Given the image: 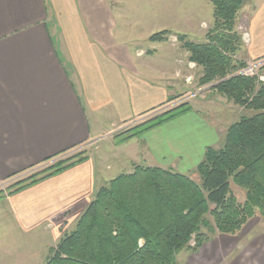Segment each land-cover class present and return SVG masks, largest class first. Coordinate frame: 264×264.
<instances>
[{"label": "crops", "instance_id": "obj_1", "mask_svg": "<svg viewBox=\"0 0 264 264\" xmlns=\"http://www.w3.org/2000/svg\"><path fill=\"white\" fill-rule=\"evenodd\" d=\"M184 3L0 0V183L70 149L96 145L85 162L10 196L0 194V217H11L35 243L49 249L72 230L99 188L113 179L104 166L109 153L139 142L117 145L109 135L186 98L189 105L233 111L211 86H199L201 68L174 36L205 42L213 24L210 0H200L197 12ZM190 13H198L194 22ZM162 30L173 35L148 40ZM235 30L242 42L236 60L264 57V0L246 1ZM238 118L217 128L212 145L202 144L192 171L206 147H218L219 129ZM156 129L145 149L163 156L170 149L165 139H154ZM238 241L217 235L185 264H220L231 253L228 264H264V237L247 240L236 254Z\"/></svg>", "mask_w": 264, "mask_h": 264}, {"label": "trees", "instance_id": "obj_2", "mask_svg": "<svg viewBox=\"0 0 264 264\" xmlns=\"http://www.w3.org/2000/svg\"><path fill=\"white\" fill-rule=\"evenodd\" d=\"M246 1L210 0L213 24L203 43L174 35L202 69L199 86H211L245 112L227 127L218 147L205 148L193 171L197 179L134 166L99 188L73 229L49 248L45 264H179V254H195L217 235H237L255 217L264 223V83L237 74L245 63L235 59L242 46L235 24ZM172 35L162 30L148 40ZM191 110L187 102L178 104L112 138L126 143ZM74 149L32 167L37 171L11 184L7 196L88 159L86 149Z\"/></svg>", "mask_w": 264, "mask_h": 264}, {"label": "rangeland", "instance_id": "obj_3", "mask_svg": "<svg viewBox=\"0 0 264 264\" xmlns=\"http://www.w3.org/2000/svg\"><path fill=\"white\" fill-rule=\"evenodd\" d=\"M199 2L200 0H185L184 5L187 7V11L197 12L199 10ZM197 14L198 13L189 14L191 21L194 22L196 20ZM204 15L205 14H203V16ZM177 32L180 33L182 31ZM201 73L202 69L199 78ZM261 74L264 75V68L262 69ZM194 78L198 79V76L195 75ZM256 79L260 81L258 78ZM260 82L264 83V80ZM184 102L188 103L187 98L182 100L179 104ZM227 104H232L233 111H223L221 110L222 108L215 110L214 108H210L209 105H205L203 107L197 105L196 103H190L193 110L192 113L189 112L184 114L163 124L162 128H160V126L154 130L155 132H153V135H157L154 139L159 141L160 138H163L169 146L168 148L170 150L165 151L163 156L152 154L145 149L146 142L151 135L150 132H144L140 135L138 137L139 140L137 139L139 142H131L127 144V146L116 150L115 154L109 153V156L104 162V166L109 167L107 172L110 178H115L121 174H128L129 170H131V167L133 166H150L171 169L175 172L189 175L193 179H197V175L192 171V167L198 159V155L200 154L203 146L212 145V143L216 141L215 132L220 125L226 127L235 117L238 118L239 115L245 114L242 108L235 106L231 102ZM171 107L173 106H170L169 108ZM169 108H166L165 110ZM165 110L152 113L146 117H152L153 115L160 114ZM215 114H217V116H214ZM146 117L145 119H147ZM131 126L132 125L127 128ZM198 126L200 127L199 129ZM219 131L221 132L218 135L220 145L225 131L222 128L219 129ZM113 134L109 135V137L113 136ZM111 140L115 141L113 138H111ZM179 143L182 148L180 147L177 149L175 146ZM203 143L204 145L202 146ZM95 146L96 145L88 148L85 147L84 149H86L87 152H90L95 148ZM179 150L182 151L180 152ZM180 153V156L176 155ZM237 192L238 190L236 193ZM238 193L241 198V192ZM1 194L4 195L3 192H1ZM4 196L6 197L7 195ZM261 222L262 221L259 217H255L247 224L243 231H241L238 235H235L239 238L238 247L236 246V251H234L236 254L240 251L241 247H245L247 245V240H250L251 238L254 239V237L255 239L264 237V223L262 222V224ZM35 241H37V239L35 238L34 240H31L22 229L18 228L11 217H0V264H45L50 256L49 249L45 248L44 244L35 243ZM191 255L193 254L189 252H182L179 254V264H185L187 258L189 259ZM230 255L223 258L220 264H228L231 260Z\"/></svg>", "mask_w": 264, "mask_h": 264}, {"label": "built area", "instance_id": "obj_4", "mask_svg": "<svg viewBox=\"0 0 264 264\" xmlns=\"http://www.w3.org/2000/svg\"><path fill=\"white\" fill-rule=\"evenodd\" d=\"M263 68H264V57L259 58V59H255V60H251V61H245V65L237 72V74L244 76V77H255V78H258L260 81H263L264 75L261 74ZM180 102L181 101H178V102H176L170 106H175V105L179 104ZM170 106H168L167 108H169ZM165 109H162V111ZM159 111H161V110H159ZM155 112H158V111H155ZM155 112H153V113H155ZM151 114L152 113H150L149 115H151ZM144 119H145V117L143 119L137 121V122H134L133 124L141 122ZM133 124H131V125H133ZM84 148L85 147H78V148L74 149L73 152L84 149ZM73 152H71V153H73ZM35 170H36V168L28 169L25 172H22V173L15 175V176H13V177L5 180V181H2L0 183V191L3 192L4 195H7V189L11 184H13L14 182H16L17 180H19L21 178H24V177L32 174Z\"/></svg>", "mask_w": 264, "mask_h": 264}]
</instances>
